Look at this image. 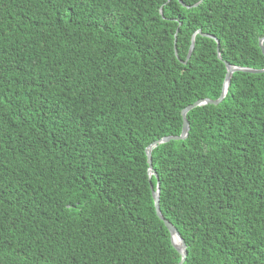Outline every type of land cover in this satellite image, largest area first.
<instances>
[{"label":"trees","instance_id":"16d2710c","mask_svg":"<svg viewBox=\"0 0 264 264\" xmlns=\"http://www.w3.org/2000/svg\"><path fill=\"white\" fill-rule=\"evenodd\" d=\"M261 39L264 0H0V264H180L147 149ZM187 120L152 150L184 264H264V73Z\"/></svg>","mask_w":264,"mask_h":264},{"label":"water","instance_id":"95a60500","mask_svg":"<svg viewBox=\"0 0 264 264\" xmlns=\"http://www.w3.org/2000/svg\"><path fill=\"white\" fill-rule=\"evenodd\" d=\"M195 7H198V4L195 5ZM197 34H202V31L199 30L198 33H196L193 36L192 39V46L190 48V52L189 55L187 57V60L185 61L184 64H187V62L190 60L192 53L194 51V47H195V37ZM208 38H211L213 40H215L217 43V39L213 36L210 35H204ZM175 45H176V41H175ZM219 45V43H218ZM259 46L262 49V52L264 54V39H261L259 42ZM218 51V57L219 60H222L221 55H220V50L219 48L217 49ZM176 55H177V49H176ZM226 68H227V76H226V80L224 83V87H223V92L221 97L216 100H202L199 101L197 103H195L194 105H191L189 107H187L185 110H183L182 112V118H183V131L182 134L179 137H167V138H163L160 141L154 143L152 146H150L147 149V157H148V163H149V176L150 178L152 176L156 177L158 180V184H157V189L155 190L153 186H151V190H152V195H153V199L155 202V208H156V213L157 216L164 222L165 226L167 227V229L169 230V233L171 234V242L174 246V248L176 249V251L182 256V261L180 264H184L187 258V246L184 242V240L181 238L180 234L178 233L177 229L170 223L168 222L162 215L161 213V208H160V197H161V189H160V182H159V177L157 175V173L153 170V164H152V150L154 148H156L158 145L161 144H167L170 143L171 141H184L187 140L188 136H189V131H190V125L189 122L187 120V115L190 111L194 110L197 107H201V106H205V105H219L223 102V100L225 99V97L227 96L228 93V89L231 83V79L234 73L237 72H244V73H250V74H263L264 73V69L263 70H252V69H245V68H239V67H234L231 66L229 63H225ZM174 239H178L180 241L179 245H176L174 242Z\"/></svg>","mask_w":264,"mask_h":264},{"label":"bare ground","instance_id":"6f19581e","mask_svg":"<svg viewBox=\"0 0 264 264\" xmlns=\"http://www.w3.org/2000/svg\"><path fill=\"white\" fill-rule=\"evenodd\" d=\"M174 242H175L176 245L180 244V241L178 239H174Z\"/></svg>","mask_w":264,"mask_h":264}]
</instances>
